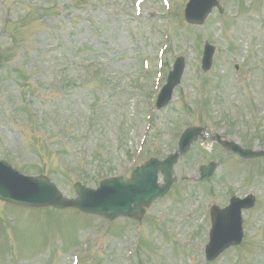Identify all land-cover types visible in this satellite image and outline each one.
Masks as SVG:
<instances>
[{
  "label": "rangeland",
  "instance_id": "obj_1",
  "mask_svg": "<svg viewBox=\"0 0 264 264\" xmlns=\"http://www.w3.org/2000/svg\"><path fill=\"white\" fill-rule=\"evenodd\" d=\"M136 1L0 0V160L75 197L77 182L129 175L138 151L137 165L165 159L186 128L210 137L180 157L179 182L142 223L1 202L0 264H72L75 255L81 264H264V159L245 161L213 139L264 149V0H221L226 13L199 26L183 19L188 0H138L140 11ZM206 43L215 52L204 72ZM167 45L160 90L178 57L186 68L150 119ZM212 162L219 168L202 182L199 168ZM249 194L257 203L244 213L243 244L206 261L211 207Z\"/></svg>",
  "mask_w": 264,
  "mask_h": 264
},
{
  "label": "water",
  "instance_id": "obj_2",
  "mask_svg": "<svg viewBox=\"0 0 264 264\" xmlns=\"http://www.w3.org/2000/svg\"><path fill=\"white\" fill-rule=\"evenodd\" d=\"M215 7L222 12L218 0H190L186 9V19L190 24L203 25ZM211 57L212 53L208 50L205 68H210ZM182 71L183 61H179L169 85L159 98V108L170 101L173 88L180 82ZM198 134L200 130L188 131L182 139V149L186 150L197 139ZM235 148L238 150V147ZM178 156V154L171 156L165 162L151 161L136 170L130 181H124L122 178L104 181L97 191L77 185L79 196L74 200L63 198L57 187L48 179L26 177L9 164L2 162L0 163V201L27 207L54 206L59 209L72 207L109 219H115L121 215L136 217L144 212L145 206H150L156 198L163 196L169 190L174 181L173 167ZM160 169L164 170L167 182L163 188L157 185V174ZM214 170V165L204 168L203 177L211 176ZM254 201V197L246 201L234 199L232 206L225 210L213 208V229L206 251L209 261L214 260L228 247L241 244L243 240L241 210L251 208Z\"/></svg>",
  "mask_w": 264,
  "mask_h": 264
}]
</instances>
